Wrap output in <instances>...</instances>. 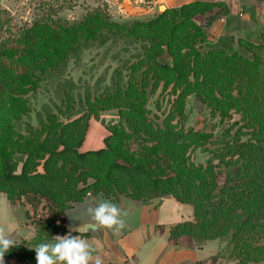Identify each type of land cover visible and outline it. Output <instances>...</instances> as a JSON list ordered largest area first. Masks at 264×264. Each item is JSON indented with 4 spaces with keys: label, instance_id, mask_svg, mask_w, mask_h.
<instances>
[{
    "label": "trees",
    "instance_id": "1",
    "mask_svg": "<svg viewBox=\"0 0 264 264\" xmlns=\"http://www.w3.org/2000/svg\"><path fill=\"white\" fill-rule=\"evenodd\" d=\"M198 14L211 15L197 24L193 17ZM220 18L228 23L232 16L218 0L191 1L129 23L96 9L69 24L36 21L0 43V191L10 201L31 194L51 211L36 222L34 238L15 244L4 258L36 264L34 247L66 233L61 214L86 195L102 193L142 204L173 197L190 205L192 216L171 226L169 238L188 236L198 247L211 240L227 242L238 264H264V22L261 43L237 39L250 56L201 51L196 43H211L206 29ZM115 39L141 49L135 61L122 63L121 69L129 70L126 88L121 71L114 70L111 93L105 88L87 97L82 115L70 119L67 114L63 122L67 108L57 114L47 110L36 128L29 126V136L18 132L16 121L28 110L23 96L37 87L40 75L61 74L66 61L83 48ZM165 51L172 60L161 63L158 56ZM160 82L179 93L159 122L147 117L145 103ZM189 92L222 119L238 113L240 126L233 130L234 121L214 140L212 132L185 129L182 105ZM103 105L119 108L120 119L104 125L101 147L82 151L89 120L99 119ZM197 148L209 153L205 164L191 160Z\"/></svg>",
    "mask_w": 264,
    "mask_h": 264
},
{
    "label": "rangeland",
    "instance_id": "2",
    "mask_svg": "<svg viewBox=\"0 0 264 264\" xmlns=\"http://www.w3.org/2000/svg\"><path fill=\"white\" fill-rule=\"evenodd\" d=\"M254 1L256 5H263L264 9V0ZM137 2L134 0H0V43L15 38L19 32L32 26L36 21L51 19L69 24L79 21L87 12L101 9L109 15L111 20L129 23L134 20H148L165 10H161L162 6L155 0H143L136 4ZM155 5L157 6L156 12L154 11L153 13L152 9ZM254 8V6L248 8L249 13L253 17H255ZM211 14H206L205 16L198 14L193 17V20L197 24H203ZM263 17L264 10L260 31L248 39L255 44L262 42L258 35L262 30ZM227 26L229 35L218 40L207 39L211 43L206 45L205 43L202 45L196 43L195 46L197 48L200 47L201 51H206L210 48L225 49L228 52L234 51L250 56L248 51L237 41L239 37L237 35L238 25L236 20L234 18L229 19ZM138 45V43H127L122 39L109 41L103 46L92 44L83 48L78 55L66 61L61 74L46 72L42 76L40 75L37 87L29 90L23 96L27 100L28 110L26 114H22L20 119L16 121L18 132L21 135L29 136V126L36 128L38 126V116H44L47 110L57 114L59 109L63 111L67 108L68 111L64 116H61L63 122L67 121V114H70V119L82 115L87 109V97L93 99L100 95L105 88L110 89L114 70L121 71L123 88H126L129 70L121 69L122 63L124 60H136L135 54L141 53ZM158 60L163 63L166 61L170 62L172 58L165 51L161 56H158ZM189 78L193 79L192 72L189 73ZM151 88L152 83L148 85L147 91L149 92ZM108 92L111 93V89ZM178 93V89L175 92L172 90V84L167 89H164L163 82H160L155 92L147 93L145 103L147 117L151 118L154 115L159 118L160 122L169 113ZM104 106H101V110H99V119L90 118L88 129L80 148H96L100 146L106 134L104 125H111L119 121V108L114 105ZM182 115L186 119L184 123L185 129L193 128L194 130L212 132V140L221 137L225 128L232 126L231 124L234 121L236 123L233 130L241 124L238 113L232 112L230 117L222 119L218 112H213L195 92H189L185 95ZM233 130H231V133L234 132ZM135 147L136 145L134 144L133 148ZM206 147L211 148L210 145ZM208 158L209 153L201 148L191 152V160L194 163L205 164ZM25 197L33 206H38L42 202L43 209L46 212L45 219L51 216V211L44 206L45 201L43 199H38V197L31 194ZM217 242H219L218 249L206 261H202L201 264H238L237 259L231 255V247L227 245V242H220L219 240ZM201 256L204 257V254L201 253Z\"/></svg>",
    "mask_w": 264,
    "mask_h": 264
},
{
    "label": "crops",
    "instance_id": "3",
    "mask_svg": "<svg viewBox=\"0 0 264 264\" xmlns=\"http://www.w3.org/2000/svg\"><path fill=\"white\" fill-rule=\"evenodd\" d=\"M134 1H138L136 4H139L143 0ZM156 1L166 9L179 7L195 0ZM221 1L227 4L230 15L236 20L238 37L250 39L260 31L263 5H256L254 0ZM250 6L255 7V17L248 11ZM156 8L155 5L152 9L153 13L156 12ZM145 12L147 11L145 10ZM206 31L210 40H218L229 35L227 20L220 18L213 21ZM106 135L107 131L104 137ZM102 144L96 148L101 147ZM96 148H80V150ZM101 194H88L73 204L91 198H99ZM25 198L22 196L18 200L10 201L6 193L0 191V228L15 238V244L31 241L36 233V222L44 220L46 217L42 202L38 206H33ZM103 198L110 199L122 210L129 212V215L125 217L128 226L123 232L119 236H114L111 231L104 228L82 229L79 233L71 232L86 239L95 250L94 257L99 256L103 264H125V262L130 264H193L198 261H206L219 247L217 240L207 241L198 247L188 236L169 238L168 232L171 226L190 220L192 216V207L176 201L173 197L156 198L147 204H142L123 195H119L117 199L104 195ZM72 205L61 214V222L66 230L65 234L69 232L70 226H79V221L70 220L65 215ZM201 253L204 254V257L201 256ZM4 264L24 263L13 258H4Z\"/></svg>",
    "mask_w": 264,
    "mask_h": 264
},
{
    "label": "clouds",
    "instance_id": "4",
    "mask_svg": "<svg viewBox=\"0 0 264 264\" xmlns=\"http://www.w3.org/2000/svg\"><path fill=\"white\" fill-rule=\"evenodd\" d=\"M70 220L79 221L78 227L69 228L64 235L54 236L52 242L40 243L34 247L36 264H103L99 256L93 255L94 249L89 242L79 235L71 232L84 230H97L104 228L119 236L128 226L125 217L127 210H122L110 199L91 198L72 205L65 212ZM15 238L0 228V264H4L5 254L15 246Z\"/></svg>",
    "mask_w": 264,
    "mask_h": 264
},
{
    "label": "bare ground",
    "instance_id": "5",
    "mask_svg": "<svg viewBox=\"0 0 264 264\" xmlns=\"http://www.w3.org/2000/svg\"><path fill=\"white\" fill-rule=\"evenodd\" d=\"M165 9V7H161V10Z\"/></svg>",
    "mask_w": 264,
    "mask_h": 264
}]
</instances>
